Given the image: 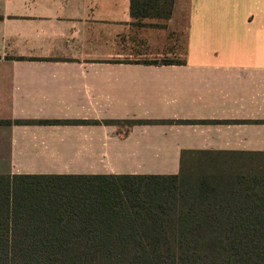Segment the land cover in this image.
<instances>
[{"label":"crops","instance_id":"0c3cea01","mask_svg":"<svg viewBox=\"0 0 264 264\" xmlns=\"http://www.w3.org/2000/svg\"><path fill=\"white\" fill-rule=\"evenodd\" d=\"M170 9L177 31L160 33L130 0H0V175H176L184 153L264 155V0ZM179 31L178 63L136 60L161 36L172 53Z\"/></svg>","mask_w":264,"mask_h":264},{"label":"trees","instance_id":"16d2710c","mask_svg":"<svg viewBox=\"0 0 264 264\" xmlns=\"http://www.w3.org/2000/svg\"><path fill=\"white\" fill-rule=\"evenodd\" d=\"M172 3L130 0V15L168 19ZM260 157L184 153L176 175H0V264H264V171L243 170Z\"/></svg>","mask_w":264,"mask_h":264},{"label":"rangeland","instance_id":"374dc122","mask_svg":"<svg viewBox=\"0 0 264 264\" xmlns=\"http://www.w3.org/2000/svg\"><path fill=\"white\" fill-rule=\"evenodd\" d=\"M161 14V13H160ZM158 15V14H152L150 17H148L147 19H152L154 18V20H148L150 22H153V23H157L160 28L158 30H160V33H163L166 31H177L176 29H168L166 30L167 26L168 25V19H165V15L164 13L161 14V15ZM182 20L181 21V24L180 26L182 25V23L184 22V18L182 17ZM175 39H176V44L178 42V45L175 46V48L172 50V53L166 55L165 53V47L163 45V42H165L163 39V37L161 36L158 41H162V44L158 47H154V51L151 52V53H146L145 55L143 56H139L136 58V60H140V61H145V62H148V61H174L175 59H177L178 57H181L183 52H184V34L183 32L179 31V35H175ZM165 48V49H164ZM196 160L195 157H188L185 159L184 163H183V167L186 168V169H191L193 168L194 166V161ZM206 170V167L204 168H200V171L201 172H204ZM243 170H246V171H250V172H257V173H260V172H263L264 171V157H260V158H257L253 161H246V165L245 167L243 168ZM198 172V171H196ZM264 173V172H263Z\"/></svg>","mask_w":264,"mask_h":264}]
</instances>
